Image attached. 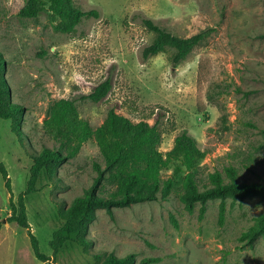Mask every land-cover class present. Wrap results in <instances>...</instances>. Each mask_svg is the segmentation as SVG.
<instances>
[{"label": "rangeland", "instance_id": "1", "mask_svg": "<svg viewBox=\"0 0 264 264\" xmlns=\"http://www.w3.org/2000/svg\"><path fill=\"white\" fill-rule=\"evenodd\" d=\"M26 0H0L1 70L11 100L24 108L20 139L10 121L0 119V161L11 183L12 199L26 188L33 151L56 149L58 141L43 128L52 104L75 101L80 118L92 129L109 111L155 125L162 135L159 151H169L182 131L205 153L196 180L200 187L214 172L234 168L238 180H264V0H73L84 18L69 34L55 31L48 11L35 18L19 15ZM142 18L174 36L188 38L212 30L189 56L173 67L168 50L147 60L142 50L155 35ZM105 80L111 83L99 102L81 100ZM104 166L94 142H84L76 156L51 177L41 174L36 192L25 199L31 233L41 253L52 256L49 241L62 221L60 208L81 195ZM183 174L170 164L161 179L181 189ZM113 188L106 186L104 193ZM10 193L0 175V219L9 216ZM220 200L185 210L174 193L167 199L98 210L87 238L91 253L117 257L135 254L136 263L264 264V238L243 246L240 235L264 211V199ZM56 264H95L83 249L67 244ZM0 264H42L33 255L27 232L15 224L0 230Z\"/></svg>", "mask_w": 264, "mask_h": 264}, {"label": "trees", "instance_id": "2", "mask_svg": "<svg viewBox=\"0 0 264 264\" xmlns=\"http://www.w3.org/2000/svg\"><path fill=\"white\" fill-rule=\"evenodd\" d=\"M45 10L56 19L55 31L63 34L73 32L84 18L98 16L96 11L80 10L73 0H26L19 15L35 18ZM142 24L155 35L151 44L142 50V58L147 60L172 50L170 61L173 67L183 62L212 31L205 30L188 38H181L163 30L151 19L142 18ZM258 37L264 38V33ZM2 66L4 60L0 54V119L10 121L11 133L20 139L24 108L12 102ZM110 89V81L105 80L81 100L99 102L107 96ZM43 128L52 139L58 141L59 146L56 149L33 151L26 188L17 196L15 202L12 199L7 170L0 161V175L10 193V214L7 218L0 219V230L5 224H15L25 230L33 255L42 264H56L55 256L67 244L81 247L85 255L94 258L95 264H137L136 256L132 253L117 257L112 253L90 252L88 229L96 219L98 210H105L111 215L113 208H127L134 204L155 201L158 196L167 199L176 193L178 200L189 213L199 204L201 216L208 201L220 200L221 224L227 199L232 202L250 198L264 199V180L240 181L234 168H226L224 175L218 172L210 174L208 183L200 187L196 172L205 158V153L197 147L195 139L186 131L175 137L169 151L162 153L159 151L162 135L155 125L145 121L134 123L111 110L104 122L92 129L86 120L80 118L75 101L69 99H60L52 104ZM88 140L96 143L104 166L95 165L96 176L91 185L81 195L74 197L67 207L60 208L59 218L62 225L52 234L49 241L52 256H47L40 252L37 239L30 231L25 199L37 191L36 184L41 174L51 177L57 167L74 158L81 145ZM170 164L175 165V173L183 174L178 192L174 190L172 179H161V172ZM106 186L113 190L104 193ZM259 238H264V211L253 219L252 225L240 235L239 241L243 246L252 247ZM158 261L157 258H149L138 264H154Z\"/></svg>", "mask_w": 264, "mask_h": 264}]
</instances>
